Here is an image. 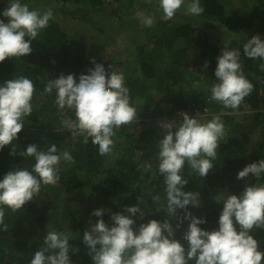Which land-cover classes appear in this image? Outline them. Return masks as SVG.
<instances>
[{
	"label": "trees",
	"instance_id": "obj_1",
	"mask_svg": "<svg viewBox=\"0 0 264 264\" xmlns=\"http://www.w3.org/2000/svg\"><path fill=\"white\" fill-rule=\"evenodd\" d=\"M53 1L52 10L57 9L55 6L63 10L70 4L72 10L91 14L94 11L103 13L99 9L109 1L118 4L123 14L134 7L132 0ZM236 1L252 3L253 10L249 12L246 8L228 12L230 0H200L204 8L200 15L170 20L156 18L153 27L142 30L140 38L143 41L137 43L136 54L126 52L118 60L110 56L92 62L85 60L76 44H70L68 33L53 18L32 41L33 52L30 55L0 62V86L7 80L24 76L33 81L35 89L31 101L33 111L25 118L23 130L12 144L0 149V179L14 167L31 171L35 164L32 157L10 156L12 147L19 153L33 143L43 150L55 143L58 152L66 150L74 158L71 166L61 160L59 181L54 185L42 184L39 194L23 208L13 212L3 206L8 229L5 231L0 227V264H30L35 252L43 246V238L39 236L47 224L57 220L60 221L56 222V227L66 228L59 231L70 235L71 264H93L88 248L82 242L84 231L90 228L89 221L94 224L98 219L91 213L95 209H106L102 219L111 224L110 215L116 212L127 215L123 212L124 207L137 204L138 196L145 202L139 205L145 211V217L143 220L131 217L137 226L150 219L161 222L168 219L164 177L153 175L154 170L148 171L144 167L150 163L151 156L158 153L157 141L150 139L148 131L155 126V131L164 132L162 120L175 118L181 110L195 111L191 118L198 113L205 114L203 111L207 110L205 117L211 114L212 118L217 114L234 131L225 142L219 139L217 156L212 161L214 166L206 177L193 171L187 162L182 170V177L188 181L184 191L199 193V207L188 206L192 215L206 220L199 227L208 231L218 229V218L223 208L221 193L239 195L245 184H264V174L259 180L251 174L246 181L237 179V173L245 166L264 159V59H250L243 52L244 43L252 36L259 35L264 40V0ZM190 2L185 0L186 8ZM27 5L29 10L34 8ZM2 8L3 4H0V10ZM0 20L7 23V18L2 15ZM177 42L180 46L176 48ZM226 44L229 50L240 51L242 71L253 85V90L237 109L224 108L211 99L210 88L217 82L214 75L217 58ZM149 45L154 48L147 50ZM71 48L75 49L74 53ZM165 57L171 62L170 68L160 64ZM206 61L208 67L205 69ZM93 62L103 64L106 71L111 65L109 71L124 74L130 103L137 111L133 123L114 129V156H100L98 146L92 143L91 138L87 144L82 142L83 137L73 138L71 131L62 127L55 90L51 95L43 94L49 79H56L61 74H74L78 78L87 74L86 64L89 65L87 69L94 67ZM188 71L195 72V76L190 78ZM172 90L174 95L169 97ZM158 92L163 93L160 102L156 101ZM239 111H243L239 122L236 116L226 114ZM67 115L75 119L73 112L67 111ZM154 195H160L159 204L152 202ZM77 198L83 203L82 207L76 211L67 210V201ZM209 202L212 206L206 208L205 204ZM177 213L183 216L181 210L177 209ZM169 222L175 225L176 217L169 218ZM187 224L185 220L176 230V239L181 238ZM250 234L259 241V250L264 251V228H253ZM73 249L76 250L74 254Z\"/></svg>",
	"mask_w": 264,
	"mask_h": 264
},
{
	"label": "clouds",
	"instance_id": "obj_2",
	"mask_svg": "<svg viewBox=\"0 0 264 264\" xmlns=\"http://www.w3.org/2000/svg\"><path fill=\"white\" fill-rule=\"evenodd\" d=\"M184 3L185 0H159L163 19H173ZM29 9L21 0H8L7 8L0 13L7 18V23L0 20V62L30 55L32 41L53 19L51 8ZM187 11L195 16L202 14L204 8L200 0H191ZM136 15L145 26L153 25L152 17L141 11ZM243 52L250 59H264V40L259 35L252 36L244 43ZM93 63L87 74L79 75L78 82L74 74L49 79L43 94L51 95L55 90L62 127L71 131L73 138L83 137L84 144L91 138L100 156H110L114 129L133 123L137 111L130 103L124 74L109 71L111 65L106 71L103 64ZM203 67H208L207 61ZM214 75L217 82L210 88L211 99L224 108L237 109L253 90L242 71L240 51L229 50L227 44L217 58ZM34 91L33 81L24 76L7 80L0 86V149L12 144L23 130L25 118L33 111ZM67 111L73 112L75 119ZM180 115L182 120L178 123L161 124L165 134L158 141L157 171L153 173L164 177L165 210L169 218L176 217L177 223L173 225L169 218L162 222L150 219L137 226L131 217L140 220L145 217V211L139 206L145 202L139 196L137 204L124 207L127 215L112 213L111 224L102 219L106 209H95L91 215L98 219L94 224L89 221L90 228L82 238L93 264H261L264 260L259 241L250 234L253 228H264V184H245L239 195L221 193L223 208L216 230L199 227L206 220L188 211L189 205L199 207L200 200L199 193L184 191L188 183L181 174L185 162L201 177H206L214 166L212 161L217 156L218 141L225 135V125L219 115L204 123L198 119L199 113L192 118L187 113ZM17 154L34 158L35 164L31 171L14 167L0 179V227L5 231L8 225L3 206L13 212L20 210L39 194L42 184L54 185L59 181L61 160L74 163L70 152H58L55 143L47 150L33 143L19 153L12 147L9 155ZM144 167L152 171L151 163ZM249 174L259 180L264 174V159L245 166L237 173V179L246 181ZM151 199L155 204L161 201L160 195ZM177 209L183 212L182 217ZM185 220L187 228L178 240L175 232ZM69 240L66 232L47 231L43 246L35 252L30 264H71Z\"/></svg>",
	"mask_w": 264,
	"mask_h": 264
},
{
	"label": "rangeland",
	"instance_id": "obj_3",
	"mask_svg": "<svg viewBox=\"0 0 264 264\" xmlns=\"http://www.w3.org/2000/svg\"><path fill=\"white\" fill-rule=\"evenodd\" d=\"M28 2L30 6H32L33 9H37L40 11L47 10L48 8H53L55 5L53 0H21V2ZM134 1V7L129 10V13L123 14L118 4L112 3V1H109V4L107 3L104 7L100 8L99 10L103 11V13H97L93 12V14L88 12H80L76 10H72L70 8V4H67L62 10V7L55 6L57 8L56 10H52L53 12V18L61 28L66 31L69 35L70 44L75 43L76 47L79 48V52L83 54V57L85 60H89L90 62L95 61L99 58H103L104 56H110V57H116L115 60L120 59V57L124 56V54L127 52L128 54L133 52L136 54V45L137 43H140V41H143L140 38L141 32L144 28H147L148 26H145L142 22L141 18H138L136 13L138 11H141L144 13L145 16H150L153 19V24L156 21V18H163V12L162 9L159 6V0H132ZM145 2V3H143ZM0 4H3V8L0 10V13H2L8 6V0H0ZM148 4H150V7L148 8ZM248 9L249 12L253 10V4L252 3H242L241 1L236 0H230L229 5L227 6V11H241L242 9ZM69 15V16H67ZM194 16L190 14L187 11L185 3L181 6V8L178 10V12L175 14V17H182V16ZM173 18V19H174ZM152 25L151 27H153ZM144 36V35H143ZM146 36V35H145ZM78 44H81L79 46ZM174 45V44H173ZM177 45V46H176ZM175 47L177 48L180 46V43L177 42ZM86 46L87 52L84 50V47ZM154 47L152 45H149L147 47V50L153 49ZM71 52H75L74 48H71ZM89 62V63H90ZM160 64L163 67L170 68L171 62L168 57H165V59L160 62ZM88 64L85 65V71L87 72ZM190 74V78H193L195 76V72L188 71ZM75 77V76H74ZM78 82V78L75 77ZM195 86V81H194ZM200 86V85H199ZM159 93V92H158ZM157 93V102H160V98L162 99V92L159 94ZM169 94V93H168ZM174 95V90L170 91V96ZM160 107H163V104L159 105ZM207 110H204L203 112L206 114ZM194 112H191L189 110L185 111H179L178 115L174 118H165L162 120V123H169L173 121H181L182 116L181 113H187L190 116L194 115ZM243 111L239 112H229L226 114L236 116V120L239 122L241 121V113ZM205 114H199L198 118H201L202 123L207 122L211 120L210 118L211 114L208 117H205ZM197 116V114H196ZM194 116V117H196ZM213 116H217V114H213ZM204 117V118H203ZM191 118V117H190ZM221 118V117H220ZM225 125V135L220 138L221 141L225 142L227 138L233 134V129L231 126L227 125L226 122H224V119L221 118ZM158 125H160L158 123ZM155 126L152 127L148 131L149 137L152 140L153 138L157 141L163 138V135L165 134L162 131H155ZM241 140V139H240ZM116 152H112L111 156H114ZM157 155H152L150 163L152 164V170L154 172L157 170ZM71 166V164H69ZM69 206L67 207V210H77L82 207L81 202H79V198H77L74 201H67ZM63 204V203H61ZM212 202H209L205 204V207H211ZM69 211L68 213H70ZM73 218H76L74 216ZM60 220H57L56 222H59ZM56 222H53L52 224H47L48 226L44 230V232L39 236V238H43L46 235L47 231L50 230H63L66 229L65 227L60 228L56 227ZM64 223V221L62 222ZM67 223V222H65ZM62 232V231H61ZM42 239V243H43ZM41 241V240H40ZM23 254H26V252H23Z\"/></svg>",
	"mask_w": 264,
	"mask_h": 264
}]
</instances>
